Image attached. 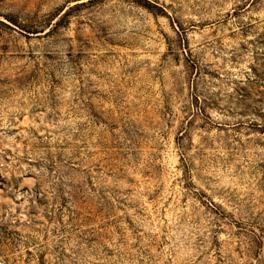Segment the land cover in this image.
Returning a JSON list of instances; mask_svg holds the SVG:
<instances>
[{"label":"rangeland","instance_id":"374dc122","mask_svg":"<svg viewBox=\"0 0 264 264\" xmlns=\"http://www.w3.org/2000/svg\"><path fill=\"white\" fill-rule=\"evenodd\" d=\"M0 264H264V0H0Z\"/></svg>","mask_w":264,"mask_h":264}]
</instances>
